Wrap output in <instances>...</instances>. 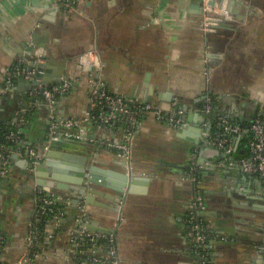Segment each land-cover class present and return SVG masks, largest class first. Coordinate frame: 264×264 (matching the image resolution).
<instances>
[{"label": "crops", "instance_id": "crops-1", "mask_svg": "<svg viewBox=\"0 0 264 264\" xmlns=\"http://www.w3.org/2000/svg\"><path fill=\"white\" fill-rule=\"evenodd\" d=\"M60 1L0 0L2 124L9 126L29 100L27 80L19 77L4 90L3 79L10 66L26 60L33 34L39 45L47 43L53 59L39 62L46 65L44 82L55 83L61 66V78L71 80L70 90L57 99L58 117L82 118L89 109L91 75H80L76 60L92 49L102 62L101 70H92L93 76L106 90L130 97L133 103L148 94V102L163 110L173 106L182 110L186 124L173 128L152 113H143L134 135L130 174L117 152L100 144L120 142L122 124L108 128L88 124L83 139L61 136L41 163L43 170L36 171L37 166L32 169L18 154L26 146L40 150L45 142L48 108L44 104L33 108L11 157L9 175L0 179L4 260L14 264L27 252L26 239L34 223L32 188L46 185L53 186L50 194L64 214L58 228L55 220L44 227L39 241L32 243L39 256L25 264H95L86 243L74 241L80 238L78 201L87 205L86 231L114 230L120 264H196L199 245L186 235L196 191L205 206L197 217L213 233L229 238L209 241L206 260L264 264L262 251L249 242L263 236L262 183L245 174L236 161L245 154L250 123L264 105V0H230L232 19L208 33L200 29L201 0H76L70 10L60 8ZM52 7L59 13L51 12ZM207 95L214 99V112L208 114L203 111ZM215 112L245 129L243 135L232 136L231 155L207 144L216 130ZM192 164L196 182L185 177ZM89 165L99 169L97 184L89 185L77 175V167H85L87 173ZM119 173L131 176L121 202L116 196ZM86 195H91L90 202ZM245 198L255 203L251 219L245 216ZM103 252L99 248L96 256L104 257Z\"/></svg>", "mask_w": 264, "mask_h": 264}, {"label": "built area", "instance_id": "built-area-1", "mask_svg": "<svg viewBox=\"0 0 264 264\" xmlns=\"http://www.w3.org/2000/svg\"><path fill=\"white\" fill-rule=\"evenodd\" d=\"M230 0H201L202 21L200 29L203 32L215 31L218 24L223 20H231L232 17L227 9V3ZM76 0H61L59 7L64 10H70L75 5ZM154 22H159V18L155 17ZM42 49L37 51L41 54ZM40 61V60H39ZM76 66L80 71L89 73L91 89L89 92L90 107L84 113L82 118L67 117L61 118L56 115L57 99L66 94L71 87L69 78H61V83L47 84L44 82L43 72L37 67L29 69L26 60H22L10 66L3 79V89L12 84V82L22 77L30 84L26 91L28 102L26 106L20 108L18 114L12 120L8 127L10 130L2 137L0 132V179L9 175V164L15 148L22 141V128L27 123L28 116L33 108L44 104L48 108L49 124L45 136V142L40 150L26 146L19 155L27 158L34 169L36 166L43 163L46 154L50 150L51 145L60 139L61 136L72 139H83V134L86 132L88 124L95 125L98 128L112 127L122 124L123 133L120 142L101 141L100 144L110 149H114L119 158L122 160L126 171L132 172V147L134 135L139 124L140 117L143 113L150 112L154 117L168 123L171 127L181 129L185 127V114L182 110L171 107L169 110H163L160 106L154 103L132 101L130 97L120 95L105 89L102 83L95 80L92 70L98 71L102 68V62L99 60L98 54L89 49L80 53L76 60ZM89 67L92 69L89 70ZM206 70V69H205ZM214 99L207 95L203 99V111L213 113L212 107ZM216 120V130L214 135L208 139V145L217 151L223 152L225 155H231L235 150V140L232 136L243 135L245 129L233 123L227 116L220 113H214ZM249 133L244 140L245 154L239 157L236 161L245 174L257 176L262 183V195L264 196V105L255 113L249 129ZM197 169L192 164L186 173V178L194 182L197 181ZM88 183V182H87ZM34 210L32 214L33 231L27 237V252L21 256L14 264H25L28 260H33L39 256L40 250L32 244L40 239V235L44 233V227L55 220L54 226H60L62 216L64 214L63 207L58 205L57 201L51 196L50 188L46 185H35L32 188ZM122 201V197L118 198ZM80 209V217L77 219L80 225L79 236L75 238V243L80 239L85 242L87 248L93 255L92 261L95 264H120L116 235L114 230L107 234L99 232L90 233L86 231V204L85 201L77 203ZM202 196L196 191L194 200L190 205V212L187 216V237L194 243L199 245V253L196 264H213L206 260L205 247L209 241L220 239L228 240L227 236H221L219 233H213L208 225L200 218L197 213L204 208ZM60 228V227H59ZM38 238V240H36ZM255 237L252 241L253 245L264 254V238L256 241ZM1 241V237H0ZM104 249V257L98 255L99 248ZM103 252V253H104ZM0 264H9L4 260L0 253ZM215 264V263H214Z\"/></svg>", "mask_w": 264, "mask_h": 264}, {"label": "water", "instance_id": "water-1", "mask_svg": "<svg viewBox=\"0 0 264 264\" xmlns=\"http://www.w3.org/2000/svg\"><path fill=\"white\" fill-rule=\"evenodd\" d=\"M49 10L51 12L52 11L53 12L54 11L58 12V7H52ZM39 43L40 42L37 39L36 35L33 34L32 38H31V44L29 45L28 50L24 53V57L30 63L29 69H32V67H37L38 70L44 72L43 76H47V70H46L45 63H42V62L39 63V62L40 61H44V60H48V61L50 60L51 61L53 59L51 58V56H49L47 54V45H46L47 43L46 42H42V45H39ZM40 47H41L42 51H41V54L38 55L37 51L39 50ZM91 69L92 68L89 67V70H91ZM62 73H63V66L60 67L59 73L54 78L55 83H61V79L60 78H61ZM83 74H84V72L80 71V75H83ZM43 80L45 82H47L46 78H44ZM149 95H150V93H149ZM148 100H149V96L147 94V96L142 99V102L145 103V102H148ZM26 163H27V161H26ZM87 168L91 169V170H87V173H86L85 167H82V168L77 167L76 168L78 170L77 171L78 172L77 175L82 177V180H83V177H84L85 182L86 183L88 182L89 185L97 184L98 182H100L98 180L101 177H99V175H96V173H97V171H99V169H97L96 167H93L91 165H89ZM39 170H41V171L43 170L41 164L36 167V171H39ZM38 174H41V173H38ZM117 175L119 177L120 185H119V189L117 191L116 196H117V198H121V197H123V195H124V193L126 191V187H127L128 181H130V179H131V176L129 174H125V173H119ZM39 183H42V182H39ZM52 187L53 186L50 187V191L53 190ZM58 187L63 188L62 186H58ZM91 190H93V189H90L89 191H91ZM93 192L96 193L94 190H93ZM93 192H91V193H93ZM80 193L84 195L85 190L84 189L81 190ZM90 197H91V195H86L85 196V198L88 201L90 200ZM235 237H236V239L237 238L239 239V237L237 235Z\"/></svg>", "mask_w": 264, "mask_h": 264}, {"label": "flooded vegetation", "instance_id": "flooded-vegetation-1", "mask_svg": "<svg viewBox=\"0 0 264 264\" xmlns=\"http://www.w3.org/2000/svg\"><path fill=\"white\" fill-rule=\"evenodd\" d=\"M254 205H255L254 201H250L249 199H246V198H245V205H243V206L245 207V216H246L247 219H251V216H250V215H251L252 212L254 211ZM247 222H248L249 224L251 223V221H249V220H247ZM262 231H263V236L258 237V238L256 239V241L261 240V239L264 238V227H263ZM254 238H255V236H253L251 239H249V242H250V241H254V240H253Z\"/></svg>", "mask_w": 264, "mask_h": 264}, {"label": "trees", "instance_id": "trees-1", "mask_svg": "<svg viewBox=\"0 0 264 264\" xmlns=\"http://www.w3.org/2000/svg\"><path fill=\"white\" fill-rule=\"evenodd\" d=\"M11 127H8L7 125H4L0 122V132L2 137L10 130ZM247 137H245L244 140H246ZM2 242L3 240L0 241V253L2 251Z\"/></svg>", "mask_w": 264, "mask_h": 264}]
</instances>
